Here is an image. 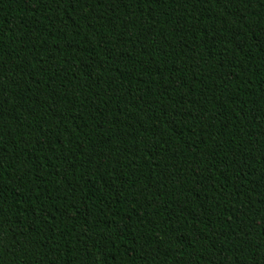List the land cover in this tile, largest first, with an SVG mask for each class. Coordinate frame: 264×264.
<instances>
[{"label": "trees", "instance_id": "trees-1", "mask_svg": "<svg viewBox=\"0 0 264 264\" xmlns=\"http://www.w3.org/2000/svg\"><path fill=\"white\" fill-rule=\"evenodd\" d=\"M0 264H264V0H0Z\"/></svg>", "mask_w": 264, "mask_h": 264}]
</instances>
